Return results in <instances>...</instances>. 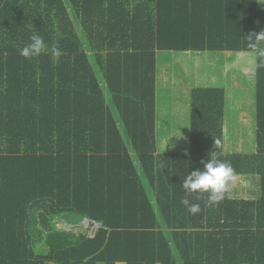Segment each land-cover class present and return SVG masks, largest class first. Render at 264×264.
<instances>
[{"label": "trees", "instance_id": "obj_1", "mask_svg": "<svg viewBox=\"0 0 264 264\" xmlns=\"http://www.w3.org/2000/svg\"><path fill=\"white\" fill-rule=\"evenodd\" d=\"M37 33L48 50L26 59L20 49ZM160 51L185 54L175 63L255 53L245 77L256 152L224 150L230 105L218 86L190 92V128L177 137L189 152L158 151ZM212 152L238 175H259L260 198L228 193L209 207L207 194L186 193L183 178ZM64 213L101 226L66 232ZM0 264H264L259 0H0Z\"/></svg>", "mask_w": 264, "mask_h": 264}, {"label": "rangeland", "instance_id": "obj_2", "mask_svg": "<svg viewBox=\"0 0 264 264\" xmlns=\"http://www.w3.org/2000/svg\"><path fill=\"white\" fill-rule=\"evenodd\" d=\"M259 5L261 8H263L264 2H261V0H259ZM178 53L181 52L173 53L169 51H160L158 54V82L160 83V87H161L160 97L166 92L170 93L166 98L167 100H169L168 105L170 109L174 107L173 105L176 103V101L183 104V106L187 107L186 96H188V94L186 92L191 90L193 87L204 86L207 84L216 85L218 87H224L225 85H227L228 86L227 90L229 92L228 103L230 105V109H229V113H227L226 115V131H225L226 136H225L224 150L226 152H242V153L256 152L257 150L256 126L253 125V120H250L251 115L249 113L252 105H248L252 103L251 101L248 102L249 99H246L244 96L241 98L240 96H238L239 93L243 95L245 92L247 94H250V96L254 97L255 105L253 107L256 110V101H255L256 92H255L254 83H252V81H250L248 78L245 77V75L250 76V71L252 73V70L250 69V65L247 62L248 59H251L250 58L251 56L255 55V53H250V52L236 53L234 56L228 57V55H226L227 54L226 52H224L225 53L224 54L223 52L208 51V52H203L202 55H197V56L189 55L188 62L175 63L174 62L175 57L185 56V54L179 55ZM215 55L218 56L217 57L218 60L213 59V56ZM236 55H238L239 57V62H243L241 63L242 66H240L239 63L236 62L237 60L232 59ZM225 57L231 59L225 61ZM240 68L242 74L238 71L240 70ZM232 70H237V71L233 72ZM240 75L249 80L253 89L249 87V84H246L244 82L245 81L244 78L243 81L240 80L241 78ZM253 79H254V74H253ZM232 99H235V101L232 102L231 101ZM235 105H237V107L240 108L236 109ZM165 109L167 110V107H165ZM179 109L183 116L181 118V127H183L185 120H187L186 119L187 109H184L183 107H180ZM244 114L247 115V117H249L247 123L242 118ZM171 137L167 136L166 138L163 139L162 137L157 136L158 150L161 149L162 144H169L170 143L169 140L174 141V138ZM245 184L248 185L249 189L252 186L250 183H246L244 181L243 185ZM248 196L253 198L257 197V195H253V196L248 195ZM85 223H89V222H80L77 225H73L67 223L63 218L57 220L58 228L65 230L66 232H74L77 234L79 233L90 234L91 230L94 227L92 225L93 223L91 222V224L88 226Z\"/></svg>", "mask_w": 264, "mask_h": 264}, {"label": "clouds", "instance_id": "obj_3", "mask_svg": "<svg viewBox=\"0 0 264 264\" xmlns=\"http://www.w3.org/2000/svg\"><path fill=\"white\" fill-rule=\"evenodd\" d=\"M261 2H264V0H261ZM30 41L28 45L20 49V55L26 59L39 57L48 50L46 42L38 33L33 34L30 37ZM60 54L58 49H52L54 58H58ZM216 144L218 145L217 141ZM214 153H210L209 160L201 161L204 165L203 170L197 169L191 171L190 174L183 178L182 183L186 193L207 194V206L209 207L218 206L230 192L231 186L240 179L232 164L220 160ZM181 202L193 215L201 211L199 203H191L187 198Z\"/></svg>", "mask_w": 264, "mask_h": 264}, {"label": "crops", "instance_id": "obj_4", "mask_svg": "<svg viewBox=\"0 0 264 264\" xmlns=\"http://www.w3.org/2000/svg\"><path fill=\"white\" fill-rule=\"evenodd\" d=\"M228 52H231V51H227L226 53H228ZM233 56H234V53H233ZM232 59L236 60V58H232ZM225 61H228L227 57H226ZM236 62H238L240 64V66H242L241 63H243V62H239V59H237ZM232 71L235 72L237 70H232ZM203 77H205V76H203ZM240 80L243 81V77H241ZM204 86H216V85L207 84V85H204ZM227 87H228L227 85L224 86V88L226 89L227 96H229L228 95L229 92L227 90ZM191 90L186 92L188 94V96H186V98L188 100L187 107L183 106V104H181L178 101H176V103L174 105L172 104L174 107H172V109H170V107L168 105L169 104V100L166 99L167 96L170 93L166 92L165 94H163L161 96V98L159 96L158 106L161 108L160 109L161 110V117H160V120H158V127H157L158 128L157 129L158 133H157V136L162 137L163 139L166 138L167 136L168 137L172 136L174 138V141H172V140L170 141L169 140V142H170L169 144H162L161 145V149L158 150L160 153H182V152L188 153L189 152V144L182 143L181 140H179L178 143H180V144H178L177 143V137H179V135L181 136V133H182V130H183V127H181V118L183 116H182L181 111L179 109L180 107H183L184 109H187V118L185 117L187 120H185L184 126L185 127L187 126V131L190 128V126H189L190 115L189 114H190V111H191V109H190V92H191ZM250 91H251V89H250ZM159 95H160V92H159ZM161 101H162V103H161ZM250 101L252 103V104H248V105H252L251 108H250V115H251L250 119L253 120V125L256 126V124H255V122H256L255 121V117H256V113L255 112L256 111H255V108L253 107L255 105L254 104V98H251ZM235 104H237V103H235ZM165 107H167V110L165 109ZM235 107H236V109L240 108V107L238 108L237 105H235ZM227 113L228 112L226 110V115H227ZM226 115H225V122H224V131H226ZM185 116H186V114H185ZM171 143H173V144H171ZM188 143H189V141H188ZM239 177H241L240 180L237 183H235V184H233L231 186V190L229 192V197L233 198V199H258V198H260V196H261V177L259 175H250V176L239 175ZM248 178H250V180ZM244 181L246 183L248 182V183H250L252 185L250 190H251V193H253V195H257L256 198L249 197L246 194L248 192V190H249V187H248L247 184L243 185ZM257 188H258V190H257Z\"/></svg>", "mask_w": 264, "mask_h": 264}, {"label": "water", "instance_id": "obj_5", "mask_svg": "<svg viewBox=\"0 0 264 264\" xmlns=\"http://www.w3.org/2000/svg\"><path fill=\"white\" fill-rule=\"evenodd\" d=\"M62 218L69 224H73V225H77L80 222H86V221H90L89 218L87 217H83L80 214H71V213H64L62 214ZM95 224H100V223H96L94 221H92ZM101 225V224H100Z\"/></svg>", "mask_w": 264, "mask_h": 264}, {"label": "built area", "instance_id": "obj_6", "mask_svg": "<svg viewBox=\"0 0 264 264\" xmlns=\"http://www.w3.org/2000/svg\"><path fill=\"white\" fill-rule=\"evenodd\" d=\"M94 227H93V229L91 230V232H90V235L91 236H94L95 235V233H96V231H97V229L101 226L100 224H95V225H93Z\"/></svg>", "mask_w": 264, "mask_h": 264}, {"label": "bare ground", "instance_id": "obj_7", "mask_svg": "<svg viewBox=\"0 0 264 264\" xmlns=\"http://www.w3.org/2000/svg\"><path fill=\"white\" fill-rule=\"evenodd\" d=\"M86 222H89V223H85L87 226L91 224V221H86ZM92 225H95V223H93Z\"/></svg>", "mask_w": 264, "mask_h": 264}]
</instances>
